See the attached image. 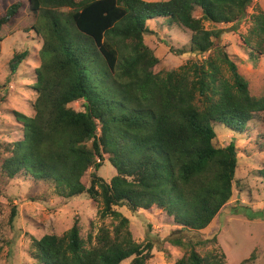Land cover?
<instances>
[{
  "label": "trees",
  "instance_id": "trees-1",
  "mask_svg": "<svg viewBox=\"0 0 264 264\" xmlns=\"http://www.w3.org/2000/svg\"><path fill=\"white\" fill-rule=\"evenodd\" d=\"M28 2L41 40L35 115L18 114L23 138L0 144V176L46 184L63 198L88 195L114 222L84 235L76 219L62 235L33 238L29 254L36 264H150L154 243L137 242L116 207H155L183 230H205L231 201L239 164L236 143L220 146L215 127L239 136L264 126V97L251 95L237 63L215 48L219 26L241 21L254 0ZM19 8L0 17V31ZM254 9L242 43L255 60L264 54V11ZM153 21L190 33L188 51L178 52L201 59L156 73L161 58L146 42ZM25 57L10 61L13 74ZM106 161L110 181L99 175ZM258 175L264 185V168ZM16 216L13 208L11 224ZM193 237L173 240L190 248L175 264H227L220 249L198 251L215 236Z\"/></svg>",
  "mask_w": 264,
  "mask_h": 264
},
{
  "label": "rangeland",
  "instance_id": "rangeland-1",
  "mask_svg": "<svg viewBox=\"0 0 264 264\" xmlns=\"http://www.w3.org/2000/svg\"><path fill=\"white\" fill-rule=\"evenodd\" d=\"M17 4L20 6L17 14L0 31V144L3 146L23 138L24 127L18 114L32 118L37 98L35 70L40 65L41 40L32 30L35 19L28 0H0V17L9 7ZM255 6L264 11V0H254L247 16L236 24L219 26L224 33L216 41L215 48H225L237 63L239 72L249 82L251 95L264 97V54L256 55L254 60L249 55L250 50L242 43L252 26ZM149 27L155 34L147 35L146 42L161 58V63L155 68L156 73L178 70L188 61L201 59L196 53L178 52L188 51L191 38L190 33L180 26L153 21ZM173 47L175 51H172ZM21 54L26 57L13 74L10 61ZM74 107L82 110L80 102ZM215 130L220 146H226L231 141L236 143L239 164L233 197L209 227L193 233L175 225L171 218L155 207L137 212L127 206L116 207L130 220V231L137 242L150 240L154 243L150 264H175L190 248L177 245L173 240L185 239L188 235L202 240L216 237V244L198 248L202 255L221 250L227 257V264H242L244 261H247L245 264H264V185L258 175V171L264 168V126L253 125L239 136L222 126H216ZM113 173V168L106 161L99 175L110 181ZM4 177L0 176L3 193L0 197V264H36L29 254L33 238L41 239L47 234L62 235L76 219L84 235L96 234L103 224L109 227L114 224L111 218L101 219L102 205L88 195L63 198L46 184L26 178L11 180ZM87 180L88 177L84 179ZM13 208H16L17 216L11 224Z\"/></svg>",
  "mask_w": 264,
  "mask_h": 264
}]
</instances>
